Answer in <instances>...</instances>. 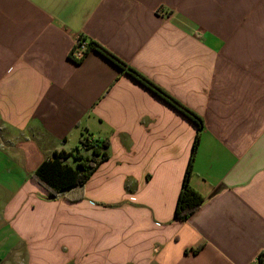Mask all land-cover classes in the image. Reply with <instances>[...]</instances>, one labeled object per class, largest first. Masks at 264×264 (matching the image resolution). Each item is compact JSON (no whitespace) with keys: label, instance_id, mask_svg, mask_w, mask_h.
Returning <instances> with one entry per match:
<instances>
[{"label":"crops","instance_id":"0c3cea01","mask_svg":"<svg viewBox=\"0 0 264 264\" xmlns=\"http://www.w3.org/2000/svg\"><path fill=\"white\" fill-rule=\"evenodd\" d=\"M78 38L124 68L95 51L72 60ZM197 133L189 185L203 201L179 221ZM84 136L107 158L49 200L33 172ZM0 216L27 264L264 256V0H0Z\"/></svg>","mask_w":264,"mask_h":264},{"label":"trees","instance_id":"16d2710c","mask_svg":"<svg viewBox=\"0 0 264 264\" xmlns=\"http://www.w3.org/2000/svg\"><path fill=\"white\" fill-rule=\"evenodd\" d=\"M86 51V53L95 51L117 68H124V64L116 57L93 42L87 44ZM125 74L141 86L148 89L157 98L166 102L178 112L186 116L191 122L200 128L201 122L198 116L172 99L141 74L130 68H126ZM197 145L198 133L195 135L192 143L191 154L174 209V218L179 221H186L203 201L201 196L194 192L189 185L191 166ZM106 148L107 143L105 141L93 139L91 136H84L81 138L78 148L73 153H54L50 159L43 161L36 168L33 172L32 178L47 191L48 196L53 197H56L63 191L82 187L92 175L97 165L107 158L105 152ZM83 153L89 154L84 156ZM69 158H72L77 162L74 168L65 163Z\"/></svg>","mask_w":264,"mask_h":264},{"label":"rangeland","instance_id":"374dc122","mask_svg":"<svg viewBox=\"0 0 264 264\" xmlns=\"http://www.w3.org/2000/svg\"><path fill=\"white\" fill-rule=\"evenodd\" d=\"M12 227L13 224L11 222L4 220L2 216H0V264H27L25 262L26 257L18 255L21 253L19 250L24 248L13 247L14 241L11 236V231L14 230ZM15 231L17 230L15 229ZM45 258L46 255L44 254L40 259ZM57 259H60V257ZM57 259H55L54 262L47 264H61V262H55ZM39 263L42 264V262Z\"/></svg>","mask_w":264,"mask_h":264},{"label":"built area","instance_id":"2783aa9c","mask_svg":"<svg viewBox=\"0 0 264 264\" xmlns=\"http://www.w3.org/2000/svg\"><path fill=\"white\" fill-rule=\"evenodd\" d=\"M86 50H87V43L82 41L80 38H78L75 41L73 50L71 51V59L74 61H80L87 52ZM253 264H264V256H260L259 258L255 259L253 261Z\"/></svg>","mask_w":264,"mask_h":264},{"label":"water","instance_id":"95a60500","mask_svg":"<svg viewBox=\"0 0 264 264\" xmlns=\"http://www.w3.org/2000/svg\"><path fill=\"white\" fill-rule=\"evenodd\" d=\"M53 198H54L53 196H49V197H48L49 200H51V199H53Z\"/></svg>","mask_w":264,"mask_h":264}]
</instances>
